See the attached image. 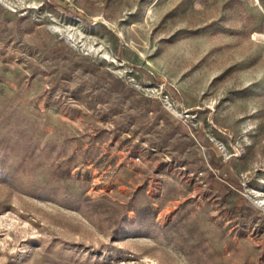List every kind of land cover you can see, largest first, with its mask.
<instances>
[{
	"label": "rangeland",
	"instance_id": "374dc122",
	"mask_svg": "<svg viewBox=\"0 0 264 264\" xmlns=\"http://www.w3.org/2000/svg\"><path fill=\"white\" fill-rule=\"evenodd\" d=\"M257 199L264 0H0V264H264Z\"/></svg>",
	"mask_w": 264,
	"mask_h": 264
},
{
	"label": "bare ground",
	"instance_id": "6f19581e",
	"mask_svg": "<svg viewBox=\"0 0 264 264\" xmlns=\"http://www.w3.org/2000/svg\"><path fill=\"white\" fill-rule=\"evenodd\" d=\"M257 203H259L260 205H264V199H257Z\"/></svg>",
	"mask_w": 264,
	"mask_h": 264
},
{
	"label": "built area",
	"instance_id": "2783aa9c",
	"mask_svg": "<svg viewBox=\"0 0 264 264\" xmlns=\"http://www.w3.org/2000/svg\"><path fill=\"white\" fill-rule=\"evenodd\" d=\"M168 97V96H167Z\"/></svg>",
	"mask_w": 264,
	"mask_h": 264
}]
</instances>
